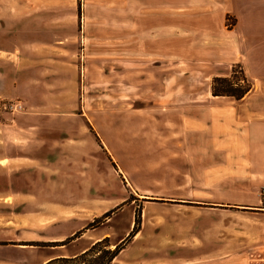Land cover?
Listing matches in <instances>:
<instances>
[{
  "label": "rangeland",
  "instance_id": "374dc122",
  "mask_svg": "<svg viewBox=\"0 0 264 264\" xmlns=\"http://www.w3.org/2000/svg\"><path fill=\"white\" fill-rule=\"evenodd\" d=\"M133 1L0 0V264H39L55 248L22 245L51 208L71 221L62 236L83 237L59 249L68 257L95 237L114 249L139 216L114 264H179L191 251L264 264V24L204 25L174 8L172 23L139 30ZM170 23V40H151ZM165 42L168 96L187 97L173 111L189 105V128L164 118L160 63L140 57ZM233 68L252 92L214 98L213 79ZM138 72L152 85L142 92Z\"/></svg>",
  "mask_w": 264,
  "mask_h": 264
},
{
  "label": "crops",
  "instance_id": "0c3cea01",
  "mask_svg": "<svg viewBox=\"0 0 264 264\" xmlns=\"http://www.w3.org/2000/svg\"><path fill=\"white\" fill-rule=\"evenodd\" d=\"M264 0H249L247 2H242L239 5H236V3H232V0H150L143 1V0H135L132 2L133 7L136 10V14L133 15L136 17V20L134 19L133 23L139 25V30H141V23L145 24L148 22L150 18H155L154 21H158V19L164 17L169 18L170 22L172 23L173 19V9H189V11H182L180 12L181 15H185L188 18H196L197 22L201 24H207L210 18L213 16H226L230 15L233 16L237 23H241V18L246 19L248 23L251 24H264ZM259 3V4H258ZM139 20H138V19ZM125 22V21H124ZM168 24L169 27L166 28L165 31L159 32V28H156L153 32V35L151 37L152 39H160L162 37L165 38V41L170 40V37L172 35L171 28L172 24ZM158 25V24H156ZM251 32V31H250ZM254 32V31H252ZM164 33V35H162ZM139 36L142 38V33H139ZM162 48L156 47V46H149L145 50L142 49L140 51V57L145 56L147 59L149 57H154L153 59H148L149 61L158 62L160 64L154 66V69L152 71V75H154L155 80H157L156 89L159 88L157 92V96L162 100L163 103L168 104V110H167V116L164 117L166 119H170L173 122L175 121V124L178 127H186L189 128V105L183 106L180 108V111H173L174 104L178 103L182 104L184 102H187V97H180L176 92L173 95L168 96V91L172 88V66H171V57H172V51L166 47ZM139 63L145 62L146 60H138ZM139 78H138V84L140 92L145 90L146 88L152 86L151 83L147 84V79L143 77L141 72H138ZM181 74H183V70H181ZM151 79V76L148 77ZM155 89V88H154ZM215 98V97H214ZM198 102V98H195L193 100V103ZM185 104V103H184ZM194 106V105H192ZM203 129V127H202ZM220 148V147H219ZM221 149V148H220ZM51 210V211H50ZM60 209L51 208L49 209V214L53 216L50 220L47 221H36L34 223V226L36 229L40 231V229L48 228L47 230H44L42 234L41 231L38 234L36 240L38 242H46V243H52V242H62L68 237H72L74 233L68 235V236H62L60 233V229L62 230V226L64 227V230L71 224L70 219H64L59 217ZM55 215H58V217H55ZM81 230V229H80ZM79 232V231H78ZM76 233V232H75ZM106 236L103 237H95L91 242H89L88 245H85L78 253L71 254L72 256L78 255L85 250H87L93 243L98 242L102 239H104ZM79 240L78 242H83V237L77 238ZM82 240V241H81ZM61 247L51 248L47 253V255L43 258L41 263L39 264H45L46 262L50 261L51 259L58 258V257H68L64 254H62L61 251H59ZM122 253V252H121ZM192 256L185 257L182 256L180 258H177L179 260V264H237L236 258L231 255H224L220 254V251L215 254H195V251H191ZM121 255V254H120ZM119 255V256H120ZM118 256V257H119ZM177 262V261H176ZM177 262V263H178Z\"/></svg>",
  "mask_w": 264,
  "mask_h": 264
},
{
  "label": "trees",
  "instance_id": "16d2710c",
  "mask_svg": "<svg viewBox=\"0 0 264 264\" xmlns=\"http://www.w3.org/2000/svg\"><path fill=\"white\" fill-rule=\"evenodd\" d=\"M252 90L253 85L246 77L242 68H240L239 70L233 68L231 77L229 78H214L211 85V92L213 97L232 98L235 101L243 100L248 94L252 92ZM110 214L111 213H107L104 218L96 219L94 225L101 222L102 219L110 216ZM139 219L140 217L138 216V221H135L136 223L134 229L130 233L129 237L122 243L116 245L114 249L111 248L109 238H104L103 240L93 243L91 247L78 255L71 257L54 258L46 262L45 264H114V261L125 249L126 242H128L130 238H133L139 232ZM79 237L80 234L77 233L73 237L68 238L63 242H32L22 245L56 248L66 246L69 242H71V240H76Z\"/></svg>",
  "mask_w": 264,
  "mask_h": 264
},
{
  "label": "built area",
  "instance_id": "2783aa9c",
  "mask_svg": "<svg viewBox=\"0 0 264 264\" xmlns=\"http://www.w3.org/2000/svg\"><path fill=\"white\" fill-rule=\"evenodd\" d=\"M6 108H9L12 112L13 111H18V110H23V107L19 104H10L9 107L6 106ZM262 197H263V200H264V189H263V192H262Z\"/></svg>",
  "mask_w": 264,
  "mask_h": 264
}]
</instances>
